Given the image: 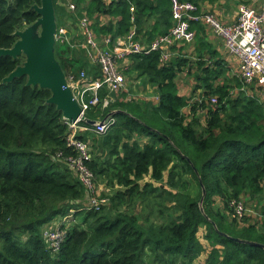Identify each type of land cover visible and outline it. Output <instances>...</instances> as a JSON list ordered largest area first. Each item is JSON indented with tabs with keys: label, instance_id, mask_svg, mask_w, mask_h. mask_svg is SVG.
I'll list each match as a JSON object with an SVG mask.
<instances>
[{
	"label": "trees",
	"instance_id": "trees-1",
	"mask_svg": "<svg viewBox=\"0 0 264 264\" xmlns=\"http://www.w3.org/2000/svg\"><path fill=\"white\" fill-rule=\"evenodd\" d=\"M71 1L75 10L54 0L58 27L77 24L87 14L99 41L125 36L134 27L149 45L175 24L171 0ZM185 1L210 12L202 0ZM35 4L41 0H0V47H12L19 38L15 32L39 18ZM211 13L222 19L216 8ZM192 27L195 40L171 46L169 60L161 59L160 49L132 53L122 65L152 87L158 101L127 98L133 92L128 89L105 109L97 105L86 111L93 121L112 113L116 121L109 131L96 133L93 124L80 121L88 128L77 132L90 142L87 165L97 183L113 190L98 210L68 162L77 152L67 144L70 128L63 112L47 102L51 90L28 85L26 75L4 81L24 56L0 57V264H145L149 253L170 264H264L263 246L235 240L264 245V205L263 218L238 219L226 212L242 196L264 200V103L255 85H246L239 70L231 71L208 41L213 30L201 22ZM71 47L56 43L66 73L78 63L88 74L100 73L94 63L71 58ZM183 77L195 79L190 95L181 92ZM157 192L177 200V216L158 223L150 211H137L140 203L151 205ZM216 197L227 210L215 206ZM71 211L81 219L63 225L67 237L54 251L43 237L44 226L66 223L59 217ZM205 244L211 249L196 263Z\"/></svg>",
	"mask_w": 264,
	"mask_h": 264
},
{
	"label": "built area",
	"instance_id": "built-area-1",
	"mask_svg": "<svg viewBox=\"0 0 264 264\" xmlns=\"http://www.w3.org/2000/svg\"><path fill=\"white\" fill-rule=\"evenodd\" d=\"M171 3L174 26L168 33L159 36L149 45L137 38L134 27L125 36H118L115 39L106 36L99 41L91 28V20L87 14L79 18L80 32L77 34L79 38L69 35L64 28L58 27L56 40L73 46H83L92 65L94 63L99 68V74H96L95 69L91 74H88L85 69L66 73L67 84L82 108V117H85L86 111L91 106L99 105L105 109L115 100V94L125 89L126 75L122 70V65L126 63L128 55L150 53L161 49V59L169 60L173 54L171 46L178 41L192 42L195 40L197 32L192 27V22L204 23L223 39L228 53L239 61V76L246 85H255L257 95L264 103V0H255V4L242 3L236 20L232 23L221 21L213 13L203 11L192 1L171 0ZM76 8V4H70V10ZM70 37L76 40L74 44ZM103 90L108 92L104 98L101 97ZM216 101L217 98L213 97L212 102ZM81 120L84 119L79 118L75 122L66 120L70 128L67 144L77 152V155L69 156L67 159L71 168L78 172L82 183L91 191L90 202L98 210L101 204L107 202V198H102L97 192L95 174L87 165L92 158L90 142L77 136L78 131L88 129L80 124ZM115 121L116 119L110 113L103 120L96 121L92 130L96 133H106ZM231 207L233 216L238 219H243L247 214L246 206L241 200L234 199ZM63 220L66 221V218ZM63 225L67 226L68 223L48 227L43 232L45 241L54 251L60 249L67 237V228Z\"/></svg>",
	"mask_w": 264,
	"mask_h": 264
},
{
	"label": "water",
	"instance_id": "water-1",
	"mask_svg": "<svg viewBox=\"0 0 264 264\" xmlns=\"http://www.w3.org/2000/svg\"><path fill=\"white\" fill-rule=\"evenodd\" d=\"M33 8L39 14V18L23 30L15 32L19 38L12 47H0V57L9 55L16 59L22 54L26 57L24 63L17 66L4 78V81H11L15 77L26 75L28 85H40L42 88L51 90L52 95L47 102L56 104L66 120L75 122L82 118L94 124L96 121L82 117V108L67 84L66 73L56 56L58 23L54 0H41V5L35 4ZM206 194L207 190L203 186V195L199 203L202 211H204L203 201ZM214 225L219 230L215 223ZM235 240L264 247L256 241L242 238H235Z\"/></svg>",
	"mask_w": 264,
	"mask_h": 264
},
{
	"label": "rangeland",
	"instance_id": "rangeland-1",
	"mask_svg": "<svg viewBox=\"0 0 264 264\" xmlns=\"http://www.w3.org/2000/svg\"><path fill=\"white\" fill-rule=\"evenodd\" d=\"M251 1L252 0H202L201 3H203L206 10L209 9L210 12H214V10L216 8L217 13L224 14L223 18L226 19V16H227V22H228V20L232 19L235 15H237L238 9L242 3H251ZM58 2H59V4H62L65 7H67L69 5V8H70V4L72 3L71 0H58ZM221 21H224V20L221 19ZM57 22L59 23L58 20H57ZM66 23L67 24H65V25L62 23L59 28H64L68 32L69 35H73V36L79 38V36H77L78 32H80V28L78 26V23L77 24L76 23L70 24L69 21H67ZM71 39H70V41H71ZM74 42L75 41H72V44H74ZM60 43H62V42L60 41ZM71 46L75 47L76 49L71 47L72 52L67 53V54H69L71 58L74 57V58L78 59L79 61H85L86 60L87 63L90 65V62H92V61L89 58V56L86 54V50L84 49V47L81 45H78V46L71 45ZM81 47L85 50V52L82 50ZM22 55L24 56V61H25L26 57L24 54H22ZM22 55H20V56L22 57ZM225 55H226V52H225ZM78 64H77V68L73 70L74 72H79V71H82L83 69H85V67L82 68V66L80 64L79 65ZM91 69H92V67H91ZM124 71L125 70H123V72ZM124 73L126 75L125 89L123 91H121L120 93L115 94L117 99L124 98L125 96L123 93H127L128 89L129 90L131 89L133 92H129V95L127 96V98L130 96L132 97V95H134L135 98L138 97L140 100L153 99L154 101H158V97L155 94L154 89L150 86L148 87V85L144 83L143 79L137 78L134 73L133 74H131V73L128 74L127 72H124ZM237 75H238V73H237ZM180 79L183 80V86H180V89L182 90L181 92L184 94L186 93L187 95H190L191 94L190 93L191 87L192 86L194 87V85L196 84L195 79L193 77L192 78L183 77ZM166 174H167V172H166ZM142 183H144V182L142 181ZM159 184L160 183H158V182L155 183V185H159ZM97 192L99 193V195H101L102 198H106L105 195L107 193L113 192V190L108 188L105 183L98 182L97 183ZM174 193H176V191H174ZM215 199L216 200H215L214 204L216 207L221 208V210H223V211L227 210L226 208H224V204L222 203V201L220 200L219 197H216ZM151 200H152L151 205H149V206H146L143 203L138 204V206L136 207L137 211L138 210L141 212L150 211L151 213L149 215L153 219H155L158 223H160L162 221H167V219L169 217L170 218H171V216L175 217L179 214V212L176 211L177 200L175 198L171 199V198H169V195H165V194L160 195V193L157 192V193L152 194ZM241 201L244 202V204L246 206V213L248 214V216L250 218H252V219L263 218L262 216H260V213H261L260 209L262 208V205H264V200L262 202L261 201L257 202L253 198L251 199L248 196H242ZM256 203H257V205H256ZM73 212L74 211H71L70 214H68L66 216L59 217V220L66 218V223H68V225H72L73 222L75 224L77 221H80L81 218L80 217H79L80 219L76 218L74 216ZM226 212L229 214V216H232L231 211L227 210ZM57 221H54L50 224L45 225L44 230L48 227L58 226ZM44 230H43V232H44ZM203 232H204V230H203ZM198 234L201 236L202 231H199ZM201 241L203 243L205 242L204 239L202 238V236H201ZM210 249L211 248L209 246H207V248L202 253V255L197 259L196 263L203 262L205 260L206 255H208L207 252ZM145 261H146L145 264H170L168 261L167 262L161 261L156 256L150 255V253H149V255L146 256Z\"/></svg>",
	"mask_w": 264,
	"mask_h": 264
},
{
	"label": "crops",
	"instance_id": "crops-1",
	"mask_svg": "<svg viewBox=\"0 0 264 264\" xmlns=\"http://www.w3.org/2000/svg\"><path fill=\"white\" fill-rule=\"evenodd\" d=\"M221 16H222V19L224 20V22L232 23L234 20H236L235 18L237 15H235L232 19L228 20V22H227V16H226V19L223 18L224 14H221ZM213 32L211 30L207 32L208 33V35H207L208 41H210L212 43V45L218 50V52L228 61L229 65L231 66V71L238 72V70H239L238 59L228 55L227 53L225 55V52H226L225 47H224L225 44H224L222 38L217 36ZM180 50H181V48L179 50L177 49L176 52L179 53ZM148 87H149V85H148Z\"/></svg>",
	"mask_w": 264,
	"mask_h": 264
},
{
	"label": "bare ground",
	"instance_id": "bare-ground-1",
	"mask_svg": "<svg viewBox=\"0 0 264 264\" xmlns=\"http://www.w3.org/2000/svg\"><path fill=\"white\" fill-rule=\"evenodd\" d=\"M9 96V95H8ZM2 98V97H1ZM1 100V99H0ZM153 135V134H152Z\"/></svg>",
	"mask_w": 264,
	"mask_h": 264
}]
</instances>
